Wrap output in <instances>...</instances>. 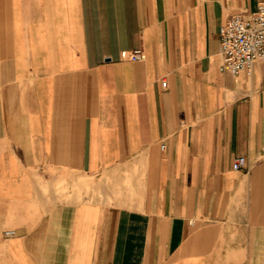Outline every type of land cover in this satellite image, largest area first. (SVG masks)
Returning a JSON list of instances; mask_svg holds the SVG:
<instances>
[{
	"label": "crops",
	"instance_id": "1",
	"mask_svg": "<svg viewBox=\"0 0 264 264\" xmlns=\"http://www.w3.org/2000/svg\"><path fill=\"white\" fill-rule=\"evenodd\" d=\"M259 2L0 0V264H264Z\"/></svg>",
	"mask_w": 264,
	"mask_h": 264
},
{
	"label": "built area",
	"instance_id": "2",
	"mask_svg": "<svg viewBox=\"0 0 264 264\" xmlns=\"http://www.w3.org/2000/svg\"><path fill=\"white\" fill-rule=\"evenodd\" d=\"M220 49L223 57L221 70L233 75L243 70L251 72L256 60L264 59V2H259L254 12L248 15L235 14L221 26ZM142 54L141 48L135 49L131 59L139 60ZM163 85L166 86L167 82L163 81ZM245 166L244 156H237L232 163L235 170Z\"/></svg>",
	"mask_w": 264,
	"mask_h": 264
}]
</instances>
